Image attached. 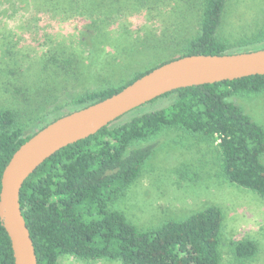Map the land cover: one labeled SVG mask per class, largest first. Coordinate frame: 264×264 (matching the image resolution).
<instances>
[{
    "label": "trees",
    "instance_id": "obj_1",
    "mask_svg": "<svg viewBox=\"0 0 264 264\" xmlns=\"http://www.w3.org/2000/svg\"><path fill=\"white\" fill-rule=\"evenodd\" d=\"M3 1L10 2L0 0V4ZM227 3L228 0H194L191 9L200 8L194 35H182L183 29L170 33L167 41L154 44L169 52L170 59L150 63L131 74L122 66L126 63L122 61L124 56L100 58L97 50L105 43L90 38L78 46L88 54L85 61L74 56L73 51L42 56L39 79L23 87L29 82L22 79L25 83L18 84V78L25 75L22 59L2 47V57L13 63H6V73L0 68V75L6 74V104L0 107V179L14 152L37 131L120 92L169 61L264 49V29L233 41L219 38ZM12 36L2 35V39ZM115 48H111L113 52ZM131 49L134 45L128 50ZM89 55L98 59L90 60ZM263 91L264 75L178 89L157 98L173 97L165 107L122 116L52 155L27 178L19 194L37 264H58L63 256L121 264H221L220 208L210 206L182 221L139 230L113 205L138 177L153 151V145L128 150L129 147L167 128L202 136L217 148L220 175L225 181L264 198V166L259 161L264 153V129L233 102V97ZM36 125L38 130L31 132ZM256 252L250 241L233 246V256L239 263L251 260ZM0 264H13L10 242L1 224Z\"/></svg>",
    "mask_w": 264,
    "mask_h": 264
},
{
    "label": "rangeland",
    "instance_id": "obj_2",
    "mask_svg": "<svg viewBox=\"0 0 264 264\" xmlns=\"http://www.w3.org/2000/svg\"><path fill=\"white\" fill-rule=\"evenodd\" d=\"M3 2L0 4V50L8 49L22 59L25 75L18 78V84L25 83L22 79L29 82L23 87L39 79L42 56L75 52L74 56L85 61L88 54L78 46L90 38L93 42L105 43L97 50L100 58L112 54L124 56L121 60L126 62L122 66L127 74L158 60L170 59L169 52H164L160 44H154L167 41L168 35L179 29H183L182 35H194L200 9H191L194 0H185V3L180 0ZM260 29H264V0H228L218 31L220 39L233 41ZM82 31L86 35L81 36ZM9 34L12 38L2 39V35ZM131 45L134 49L128 50ZM111 48H115L114 52ZM97 56L89 55V59H98ZM7 62L13 63L8 57H2L0 51V68L5 73ZM4 78L6 74L0 75V107L6 104ZM60 85L67 90L64 82ZM233 98L243 113L264 129V91ZM172 99L149 102L127 113L126 117L160 109ZM37 130L36 125L30 131ZM149 145H153L152 154L113 209L122 212L137 229L147 230L169 221H182L210 206L218 207L223 214L218 246L220 263L264 264V198L225 181L220 175L217 148L200 135L167 128L148 140L133 143L128 150ZM259 161L264 166V153ZM242 241L252 242L257 252L251 260L239 263L233 256V246ZM58 264L121 263L77 261L63 256Z\"/></svg>",
    "mask_w": 264,
    "mask_h": 264
},
{
    "label": "water",
    "instance_id": "obj_3",
    "mask_svg": "<svg viewBox=\"0 0 264 264\" xmlns=\"http://www.w3.org/2000/svg\"><path fill=\"white\" fill-rule=\"evenodd\" d=\"M256 75H264V49L181 57L153 69L120 92L64 115L36 132L14 152L0 179V224L10 242L13 264H37L19 194L24 182L43 162L165 94Z\"/></svg>",
    "mask_w": 264,
    "mask_h": 264
}]
</instances>
